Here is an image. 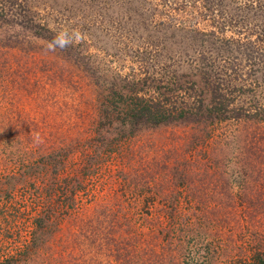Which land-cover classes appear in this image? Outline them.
<instances>
[{
  "label": "rangeland",
  "instance_id": "obj_1",
  "mask_svg": "<svg viewBox=\"0 0 264 264\" xmlns=\"http://www.w3.org/2000/svg\"><path fill=\"white\" fill-rule=\"evenodd\" d=\"M0 264H264V0H0Z\"/></svg>",
  "mask_w": 264,
  "mask_h": 264
},
{
  "label": "trees",
  "instance_id": "obj_2",
  "mask_svg": "<svg viewBox=\"0 0 264 264\" xmlns=\"http://www.w3.org/2000/svg\"><path fill=\"white\" fill-rule=\"evenodd\" d=\"M144 83H146L144 81ZM153 84H151L152 87ZM228 86V84H227ZM226 86V87H227ZM134 88V84L131 83ZM237 85L231 91H236ZM240 87H244L241 85ZM150 88V87H149ZM148 88V89H149ZM181 88L180 84H175L171 87H166L160 82L155 86V91L158 92L157 98H149L145 96H138L136 93L130 96H125L124 102L129 103L127 112L123 113L122 126L124 132L135 133L136 130L142 128H155L165 126L176 122L192 121L195 123H213L216 119H224L226 117L216 116L214 112H220L221 109L217 106L207 107L205 97L202 96L201 86L196 84L190 88L193 90L194 100L187 103V99L179 101L180 106H177V91ZM244 90V89H243ZM190 93L188 96H191ZM220 96H227L225 93H220ZM199 96V98H197ZM226 106L222 105L224 109ZM214 108V109H212ZM226 111V110H224ZM260 113V112H259ZM220 115V113H219ZM237 115H240L237 113ZM111 114H106V121L112 122ZM239 117V116H237ZM107 124V122H104Z\"/></svg>",
  "mask_w": 264,
  "mask_h": 264
},
{
  "label": "clouds",
  "instance_id": "obj_3",
  "mask_svg": "<svg viewBox=\"0 0 264 264\" xmlns=\"http://www.w3.org/2000/svg\"><path fill=\"white\" fill-rule=\"evenodd\" d=\"M36 140H37L38 142H40V137H39L38 134H37V136H36Z\"/></svg>",
  "mask_w": 264,
  "mask_h": 264
}]
</instances>
